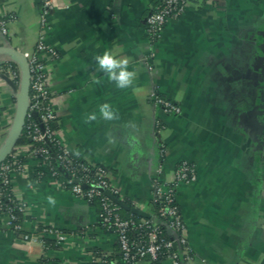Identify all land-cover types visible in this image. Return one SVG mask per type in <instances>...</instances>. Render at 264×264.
<instances>
[{
  "label": "crops",
  "instance_id": "crops-1",
  "mask_svg": "<svg viewBox=\"0 0 264 264\" xmlns=\"http://www.w3.org/2000/svg\"><path fill=\"white\" fill-rule=\"evenodd\" d=\"M156 2L54 0L43 26V0H0L8 20L0 74L12 63L7 49L29 58L42 36L58 53L47 62L48 88L70 153L106 166L121 196L148 215L156 181L171 184L180 164L193 166L196 180L176 188L191 264H264V0H189L154 40L147 18ZM105 51L127 60L131 85L118 87L99 67ZM153 94L181 113L167 114ZM16 101L0 77V147ZM105 104L111 119L100 112ZM13 177L29 208L24 231L42 237L55 227L70 237L46 252L0 214V264H93L94 249L120 253L98 208L61 188L47 167L27 158Z\"/></svg>",
  "mask_w": 264,
  "mask_h": 264
},
{
  "label": "built area",
  "instance_id": "built-area-1",
  "mask_svg": "<svg viewBox=\"0 0 264 264\" xmlns=\"http://www.w3.org/2000/svg\"><path fill=\"white\" fill-rule=\"evenodd\" d=\"M189 0H157L154 8L147 18V30L152 39L157 40L170 19L180 17ZM54 0H43L41 22L43 26L48 24V18L54 8ZM8 20H0V27L4 34H8ZM57 51L46 44L41 36L34 54L28 58L31 71V89L29 99V112L25 125L27 130L26 138L29 142L18 145L15 151L8 159L0 165V180L3 187L13 188L10 194H7L5 188L0 189V211L7 215V226L16 234L31 243H38L46 251L44 239H50L56 242V245L63 246L69 239V234L64 230L55 227H46L39 234H30L24 231V225L29 221L28 204L19 199L14 189V175L21 174L24 171V161L27 158L34 159L37 164L47 167L57 184L72 194L92 202L95 198L100 199L102 213H100V222L108 231L117 235L120 252L123 260L127 264H137L142 260L157 261L161 252H169V260L172 264H191L193 259L192 250L187 240V226L183 220L180 208L176 200V188L181 183H189L196 180V171L193 166L182 163L174 175L171 184H162L156 181L155 196L153 198L164 199L166 206L161 209V216L168 219V228L174 233L173 240L160 241L158 239V228L155 223L154 212L150 215V220L144 224L151 228L148 235V241L134 240L129 235L130 228L134 222L125 219L120 215L119 204L107 196V193L113 194L123 202L121 191L110 181L109 170L104 165H94L89 161H84L79 165V170L74 168L73 155L70 153L64 142L58 137L56 130L50 126H56L58 115L52 106V95L48 88L49 74L47 62L50 59L57 58ZM5 74L18 85L20 82V71H12L10 66ZM154 102L161 107L167 114L179 115L181 108L174 102L153 94ZM24 136V134H23ZM46 144H54L59 149L58 154H51ZM264 146V131H263ZM55 164L57 167L53 166ZM92 169L98 173L97 178H90L87 175ZM79 172L86 173L80 175ZM61 175H65L64 180H60ZM119 196V197H118ZM16 202L19 210L23 212L24 218L21 223L16 224V215L12 212V204ZM153 207V205L151 204ZM136 208V207H133ZM140 210L139 208H136ZM142 211V210H140ZM143 212V211H142ZM143 226V224H141ZM19 235V234H18ZM47 252V251H46ZM94 262V261H93ZM105 263V260H98V264Z\"/></svg>",
  "mask_w": 264,
  "mask_h": 264
},
{
  "label": "trees",
  "instance_id": "trees-1",
  "mask_svg": "<svg viewBox=\"0 0 264 264\" xmlns=\"http://www.w3.org/2000/svg\"><path fill=\"white\" fill-rule=\"evenodd\" d=\"M157 3V2H156ZM12 67V71L13 72H17L18 67L15 63H10L8 66H6L4 68L8 69L9 67ZM52 127L53 130H56V126L54 124L50 125ZM26 133L27 130H25L24 132V136L22 137V139L19 142V145H23L26 144L27 142H29L26 138ZM46 146L49 148L51 154L56 155L59 152V149L57 148V146H55L54 144H46ZM73 161H74V168L76 170H79V165L84 162L85 160L82 159L79 156H74L73 155ZM53 166L57 167L55 164H52ZM80 175H86V173L83 172H79ZM87 175H89L90 178H97L98 173L95 169H92ZM65 179V175H61L60 180H64ZM1 188H5L7 194H10L12 189L11 187H3V185L1 184V180H0V189ZM155 190H154V196H155ZM119 197V196H118ZM123 202L124 204H126L127 206L130 207H134V205L129 202L128 200H126L125 198H123ZM91 204H93L94 206H96L98 208V212L99 215L100 213H102V206L100 203V199L99 198H95L92 202H89ZM151 204L153 205L154 208V218H155V223L157 224V228H158V239L160 241H167V240H173L175 238V235L173 232H171L168 228V219L167 218H163L161 216V209L163 207L166 206V202L165 200L162 199H158V198H153ZM12 212L16 215V217L18 218L17 221L15 222L16 224L21 223L22 219L24 218V214L23 212H21L19 210V206L17 205L16 202H14L12 204ZM120 211V215L125 218V219H129L132 220L134 222V225L130 228L129 230V235L131 236L132 239L134 240H139V241H148V235L151 231V228L147 225H145L144 223L148 220H150L149 218H144L138 215L133 214L130 211H127L126 209L123 208H119ZM0 214H4L2 211H0ZM28 219H30V216H27ZM143 224V226L141 225ZM101 227L108 231L107 228L100 222ZM110 232V231H108ZM19 235L21 233H18ZM44 243L46 246V251L49 250H59L60 246L56 245V242L50 238H46L44 239ZM119 249H120V245H119ZM120 252V250H119ZM169 252H167V250H163L161 252L160 258L157 261H152V260H148L150 261L152 264H172L171 261L169 260ZM93 264H98L97 261L98 260H105L106 262L102 263V264H127L124 262L123 260V255L121 254V252L119 254H107V253H103L98 249H94L93 251ZM49 260H47V258H42V264L48 263Z\"/></svg>",
  "mask_w": 264,
  "mask_h": 264
},
{
  "label": "water",
  "instance_id": "water-1",
  "mask_svg": "<svg viewBox=\"0 0 264 264\" xmlns=\"http://www.w3.org/2000/svg\"><path fill=\"white\" fill-rule=\"evenodd\" d=\"M6 53L10 56L11 61L15 63L20 71V82L17 85L7 74H0V77L8 84V86L16 93V112L11 125L10 130L6 136V139L0 147V165L5 162L9 156L13 154L20 140L23 137L24 129L29 112V99L31 89V71L29 60L26 56L18 52L16 49H7ZM264 126V124H263ZM107 196L119 206L127 211L132 212L135 215L151 218L150 215L130 206L124 204L117 197L111 193H107Z\"/></svg>",
  "mask_w": 264,
  "mask_h": 264
},
{
  "label": "clouds",
  "instance_id": "clouds-1",
  "mask_svg": "<svg viewBox=\"0 0 264 264\" xmlns=\"http://www.w3.org/2000/svg\"><path fill=\"white\" fill-rule=\"evenodd\" d=\"M95 59L99 67L108 74L111 80L116 82L118 87H127L133 83L135 73L128 70L126 59H118L109 51H105L103 55L96 56ZM100 112L107 119L113 117V112L107 104L101 106ZM90 118H94V116ZM49 200L54 202L51 197H49Z\"/></svg>",
  "mask_w": 264,
  "mask_h": 264
}]
</instances>
